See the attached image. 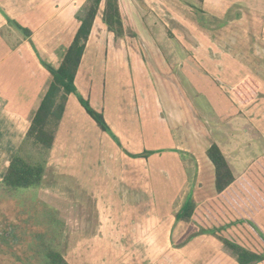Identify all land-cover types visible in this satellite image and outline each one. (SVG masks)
Wrapping results in <instances>:
<instances>
[{"label": "crops", "instance_id": "0c3cea01", "mask_svg": "<svg viewBox=\"0 0 264 264\" xmlns=\"http://www.w3.org/2000/svg\"><path fill=\"white\" fill-rule=\"evenodd\" d=\"M88 5L0 0V179L51 82L46 66H59ZM117 5L123 35L106 29L102 0L73 81L107 131L67 95L47 122L53 142L37 191L66 183L94 203L89 264H108L137 239L156 258L164 251L158 264H240L227 243L260 257L244 263L264 264V0ZM246 80L255 94L243 103L234 90ZM212 144L233 175L220 192ZM47 170L58 177L49 188ZM188 200L190 219H176Z\"/></svg>", "mask_w": 264, "mask_h": 264}, {"label": "rangeland", "instance_id": "374dc122", "mask_svg": "<svg viewBox=\"0 0 264 264\" xmlns=\"http://www.w3.org/2000/svg\"><path fill=\"white\" fill-rule=\"evenodd\" d=\"M20 146L22 155L31 163L46 160L48 150L37 149L24 140ZM3 171L0 167V175ZM46 172L44 183L49 188L50 184L58 182V177L51 174V170ZM54 190L50 194H41L37 188L9 190L0 182V264H44V247L59 251L68 264L91 262L94 252L88 244L90 237L95 235L94 203L87 196L86 200L79 198L77 201L78 194L66 183ZM138 242L139 239L128 248L113 250L114 257L101 262L127 264L133 261L138 264L136 254L141 262L144 256L149 264H158L165 258L164 251L156 258L158 254H154V249H144L150 240L141 245ZM98 258L100 260V254Z\"/></svg>", "mask_w": 264, "mask_h": 264}, {"label": "trees", "instance_id": "16d2710c", "mask_svg": "<svg viewBox=\"0 0 264 264\" xmlns=\"http://www.w3.org/2000/svg\"><path fill=\"white\" fill-rule=\"evenodd\" d=\"M101 1L89 0L88 7L79 17L80 25L59 66L56 69L46 66L51 75V82L30 120L24 137V141H30L37 149L48 150L52 146L53 135L47 129V122L49 119L58 120L60 118L65 98L71 93L77 96L80 105L95 121L98 127L101 130L107 131L101 113L93 110L88 102L76 93L73 83L85 42ZM101 20L106 26V29L112 32L115 37H121L123 35L124 29L117 0H103ZM19 29L26 37L29 36L30 32L27 29L21 27ZM234 93L243 103H247L254 97L255 90L251 85V81L246 80L234 90ZM206 154L214 166L215 189L217 192H220L233 181V175L224 156L215 144H212L208 148ZM43 173V162L31 163L26 160L22 155V146H20L11 157L8 167L2 176L1 184L9 190L36 189L41 182ZM193 206V202L188 200L184 208L176 214V219L189 220ZM227 245L233 251L237 252L238 258L241 261L240 264L251 263L252 261L260 259L258 255L251 254L236 245L230 243H227ZM244 256H248L249 258L246 263L241 260ZM43 257L44 264H68L59 251L50 247H44Z\"/></svg>", "mask_w": 264, "mask_h": 264}, {"label": "flooded vegetation", "instance_id": "af4514ba", "mask_svg": "<svg viewBox=\"0 0 264 264\" xmlns=\"http://www.w3.org/2000/svg\"><path fill=\"white\" fill-rule=\"evenodd\" d=\"M8 164H9V163H8ZM8 164H7V167H8ZM7 167H6V168H7ZM1 181H2V178L0 179V182H1Z\"/></svg>", "mask_w": 264, "mask_h": 264}]
</instances>
